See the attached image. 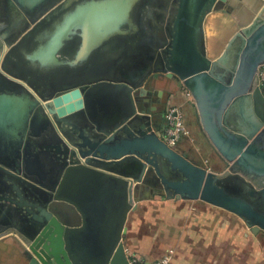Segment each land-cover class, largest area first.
Instances as JSON below:
<instances>
[{
  "label": "water",
  "instance_id": "obj_1",
  "mask_svg": "<svg viewBox=\"0 0 264 264\" xmlns=\"http://www.w3.org/2000/svg\"><path fill=\"white\" fill-rule=\"evenodd\" d=\"M0 1L6 16L5 28L0 26V74L20 95L0 99V127L1 118L12 112L10 104L18 103L20 114L29 115L34 149L23 157L16 153L20 160L0 159V212L17 213L24 223L20 238L31 264H129L123 222L132 194L151 171L165 197L201 200L236 215L252 233H264V88L258 80L264 0L214 58L205 54L203 22L212 11H226L227 0H165L157 13L159 32L146 28L151 0H71L49 25L45 17L67 0ZM30 31H36L34 46L24 57L36 80L5 67L10 51ZM121 35L129 40L125 45L138 41L143 57L122 56L109 70H88V54ZM77 36L80 46L69 55L64 49ZM123 60L128 64L119 67ZM63 68L68 69L64 77L45 82L48 72ZM158 74L189 92L205 137L226 163L223 170L191 161L153 129L150 109L139 97H146L148 78ZM99 177L123 179L126 188L121 210L114 204L108 241L91 258L74 242L85 231L87 216L103 210L89 202L87 215L79 198L90 196L91 189L70 181ZM56 202L79 210L82 225L62 221ZM6 233L0 227V236Z\"/></svg>",
  "mask_w": 264,
  "mask_h": 264
},
{
  "label": "crops",
  "instance_id": "obj_2",
  "mask_svg": "<svg viewBox=\"0 0 264 264\" xmlns=\"http://www.w3.org/2000/svg\"><path fill=\"white\" fill-rule=\"evenodd\" d=\"M241 3L239 7L245 13L243 19L230 10H215L205 16L203 32L207 57L218 56L230 36L238 28L248 24L259 11L258 8L250 7L248 2L244 4L241 1ZM154 10L156 13L160 11L159 8ZM223 16H230L229 21H225ZM224 26L227 33L222 35ZM80 39L78 36L75 38V50L80 46ZM138 39L140 41L139 37ZM122 40L129 41L121 35L118 39H109L104 42L88 54L89 62H87L96 66H105L106 70H109V66L117 55H126V49L131 51L133 48H141L138 41L136 44L129 42L128 45H121V43L117 45V41ZM69 48L64 49V52L69 51ZM129 53L127 55L134 52ZM62 71L66 72L68 69ZM3 75L2 73L1 76ZM25 77L36 80L38 76L36 72L29 70ZM8 81L9 79L5 78L0 82L1 100L5 98L15 100L20 96ZM15 81L18 82L16 79ZM156 82L148 101L153 129L156 131L165 124L164 114L167 107H177L182 113L188 135L171 147L185 154L198 165L216 172L223 170L226 163L205 137L190 98L183 94L182 89L178 88L173 81L163 76ZM158 103L161 104L159 108ZM10 105L12 112L7 118L4 116L1 118L4 124L0 127V159L6 162H12L17 158L20 160L19 157H23L22 152H34L30 141L33 135L29 115L20 114L18 103L12 102ZM16 153L20 156L17 157ZM29 160L30 155L26 161ZM70 183L89 185L90 196L79 198L86 209V214L89 211L87 210L89 202L103 210L97 216L94 214L87 216V227L82 234H78L74 242V247L81 252V255L92 258L96 256V253L92 251H97L108 241L107 237L114 225V204H117V211L121 210L126 186L123 179L118 180L113 177L79 178ZM132 201L131 208L126 212L123 222L125 232L121 237L126 256L135 255L147 264H152L161 258H167V264H227L231 256L230 262L238 264L240 254L245 248L246 237L253 243L246 251L250 256L248 264H261L263 258L259 255V240H253L259 234L252 233L239 217L226 210L201 200L167 198L163 191L151 189L147 183L138 185L132 194ZM56 203L58 205L54 209H58L62 221L76 228L82 225L83 216L79 210L67 202ZM4 210L0 212V227L5 226L7 233L0 236V264H31L25 253L26 246L20 238L24 235V223L18 220L17 213L10 214ZM262 263L264 264V261Z\"/></svg>",
  "mask_w": 264,
  "mask_h": 264
},
{
  "label": "flooded vegetation",
  "instance_id": "obj_3",
  "mask_svg": "<svg viewBox=\"0 0 264 264\" xmlns=\"http://www.w3.org/2000/svg\"><path fill=\"white\" fill-rule=\"evenodd\" d=\"M73 1V0H72ZM165 0H151L150 1V6L147 5L145 7V10L147 9L146 13L149 14V19L147 20L148 23H146V27L149 31L151 32H159V24H158V14L155 12V8H159L161 7L159 4H161V2H163ZM230 0H228L227 3H225L226 6H228V3H229ZM71 0H67L66 3L64 5H61V7L55 9L50 15L48 14L45 19H44V23L46 25H49L51 23V19L55 17V15H57L59 12H61L68 3H70ZM154 10V11H153ZM152 11V12H151ZM4 12V7L0 1V20H2L1 18H5L6 16H3V13ZM150 12V13H149ZM156 15H153L155 14ZM161 23V22H159ZM3 25V26H2ZM0 26L1 28H5L4 26V22L3 20L0 21ZM142 32V31H141ZM36 34V31H30L28 34H26V36L24 37V39L19 43L17 44L16 46L13 47V49L10 51V53L8 54L6 60H5V67L7 69H9L11 72L13 73H20V74H23L25 75L27 71H29L30 69L28 68L29 66V62L25 59L24 57V54L29 52L31 50V48L34 46V36ZM144 35V34H143ZM142 33H137V36H143ZM125 41H117V45H119L118 43H121V45L124 44ZM75 45H76V40L74 39L73 43H72V47H70L68 50L69 51H66L68 52V54H73L74 51H75ZM120 51V50H119ZM127 53L131 52L133 53L131 56H133L134 54H140L139 56H136V60H138L139 58H142L143 55H144V50L142 49V47L139 49H133V50H129V49H126L125 50ZM127 53H125L126 55H117L115 57V60L118 58V57H122V56H127ZM129 53V54H131ZM129 56V58L131 57ZM139 61V60H138ZM114 61L112 62L113 66H114ZM128 64V60H123L122 63L119 64V67H122V66H126ZM157 65H155L156 67ZM101 66H96L95 64L93 63H89L88 64V70H95V69H100ZM105 68V66H104ZM61 70H67V68H63ZM31 71V70H30ZM65 75V72L64 71H61L59 74H53L52 72H48L44 77V80L47 84H50L54 81L55 78H62L64 77ZM163 77H165L164 75H161V74H158L157 77H152L150 76L147 80V85L145 86V89H147V93L145 94V96H140L139 97V102L141 103V106L142 107H147L148 108V103L144 101V98H147L148 101L151 97V94L153 92V90H149V88H153L158 81V79H161ZM42 77V78H43ZM167 78V77H165ZM169 79V81H173L172 79L170 78H167ZM4 81V79L2 78V76L0 75V82ZM173 83H175V81H173ZM176 85V83H175ZM177 86V85H176ZM179 88V87H178ZM183 89V88H181ZM161 106L160 103L157 104V107L159 108ZM157 107H154V108H157ZM45 130H48L47 128ZM46 138V137H45ZM147 185H149V187H151V189H157V190H160V191H163V185L161 184L160 180L158 179V177L156 176L155 172L154 171H151L147 177Z\"/></svg>",
  "mask_w": 264,
  "mask_h": 264
},
{
  "label": "built area",
  "instance_id": "obj_4",
  "mask_svg": "<svg viewBox=\"0 0 264 264\" xmlns=\"http://www.w3.org/2000/svg\"><path fill=\"white\" fill-rule=\"evenodd\" d=\"M258 80L261 87L264 88V64L259 67ZM185 94L188 98H190L188 91ZM164 118L165 124L163 128L156 130V132L167 145L173 146L182 137L188 135V131L183 123L182 113L177 107H168L165 110ZM127 258L129 264H147L135 255H128ZM167 263V258H161L152 264Z\"/></svg>",
  "mask_w": 264,
  "mask_h": 264
},
{
  "label": "rangeland",
  "instance_id": "obj_5",
  "mask_svg": "<svg viewBox=\"0 0 264 264\" xmlns=\"http://www.w3.org/2000/svg\"><path fill=\"white\" fill-rule=\"evenodd\" d=\"M230 1L231 2H229V4H228L229 6H226L227 10H230L231 12H235L236 14L241 16L242 19L245 18V13L242 11L243 9H241L239 7V5L242 4L241 1H243L244 4H246V2H248L250 7L258 8V9H260L263 5L262 0H230ZM65 3H63L62 5H64ZM223 17H225V19H226L225 21H227V20L229 21L230 16H223ZM227 23H229V22H227ZM215 26L218 27V25H215ZM222 28H223V31L221 34L224 35L227 33L226 26H224ZM181 92L183 94H185L187 92V90L183 88ZM190 101H192V99H190ZM192 103H193V101H192ZM257 234H259V235L258 236L256 235L255 238H253V240L254 241L256 239L259 240V251H260L259 255H260V257L263 258L262 261H264V233L263 232H257ZM249 237H250V235H249ZM252 244H253L252 240H249L248 238L245 237V248H244V251L240 254V259L238 261L239 262L238 264H248L249 263V261H250L249 252H246V251L248 248H250L252 246ZM231 258H232L231 256L228 258L227 264H235V263L230 262ZM262 261H261V264H263Z\"/></svg>",
  "mask_w": 264,
  "mask_h": 264
},
{
  "label": "trees",
  "instance_id": "obj_6",
  "mask_svg": "<svg viewBox=\"0 0 264 264\" xmlns=\"http://www.w3.org/2000/svg\"><path fill=\"white\" fill-rule=\"evenodd\" d=\"M163 126H164V125H163ZM163 126L159 127L158 130L161 129V128H163Z\"/></svg>",
  "mask_w": 264,
  "mask_h": 264
}]
</instances>
